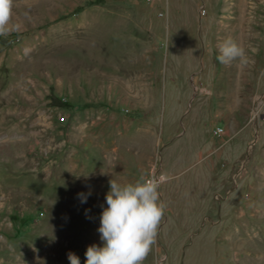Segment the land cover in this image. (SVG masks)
Listing matches in <instances>:
<instances>
[{"label":"rangeland","instance_id":"1","mask_svg":"<svg viewBox=\"0 0 264 264\" xmlns=\"http://www.w3.org/2000/svg\"><path fill=\"white\" fill-rule=\"evenodd\" d=\"M0 264H264V0H0Z\"/></svg>","mask_w":264,"mask_h":264},{"label":"built area","instance_id":"2","mask_svg":"<svg viewBox=\"0 0 264 264\" xmlns=\"http://www.w3.org/2000/svg\"><path fill=\"white\" fill-rule=\"evenodd\" d=\"M166 177L158 169L152 170L148 176L143 180L140 190L144 193H152L164 181Z\"/></svg>","mask_w":264,"mask_h":264}]
</instances>
